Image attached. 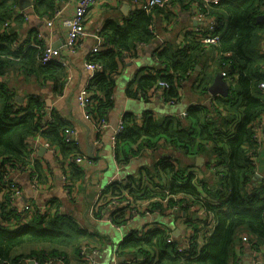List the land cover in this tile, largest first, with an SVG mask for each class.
I'll list each match as a JSON object with an SVG mask.
<instances>
[{
    "label": "trees",
    "instance_id": "1",
    "mask_svg": "<svg viewBox=\"0 0 264 264\" xmlns=\"http://www.w3.org/2000/svg\"><path fill=\"white\" fill-rule=\"evenodd\" d=\"M194 3L214 19V32L219 35L217 42L203 44L199 35L187 30L181 45L156 48L160 68L139 75L134 81L137 87L129 91V96L147 97L160 89L166 101L174 102L181 97L179 88L200 63L202 71L194 77L190 89L204 96L213 77L208 65L202 63V57L209 51L216 55L213 65L224 72L230 82L227 95L211 97L208 102L204 98L189 105L182 118L145 114L139 124L131 113H124L122 128L113 135V151L115 162L124 165L145 150L156 152L169 144L180 154L205 156L204 169H210L211 175L190 170L198 169L194 162L186 164L174 155H163L135 175L126 176L122 181L114 179L100 190V204L93 212L97 219L109 211L111 200L123 199L129 203L139 202L140 206L145 204L151 214H165L169 210L166 214L181 215L183 211L189 225L183 241L171 236L170 228L162 222L130 230L117 246L118 254L129 255L123 264H229L231 246L241 228L249 233L251 238H246L249 244L255 248L258 245L256 249L261 253L264 251V179L252 178L259 149L253 131L255 125L264 121V92L258 87L264 82V51L260 50L264 25L256 20L264 13V0L207 3L204 0H160V4L146 10L135 8L128 18L105 20L98 30L103 47L87 58L88 63L100 66L86 85L92 98L87 111L95 126L96 121L107 120V112L113 104V75L120 67L121 57L133 52L137 44L153 41L156 16L168 19L173 9L189 10ZM17 5L18 0H0V179L8 166L22 169L31 166L39 180L45 182L48 179L32 159L33 146L28 143L32 137L38 135L55 145L63 162L85 153L75 142L64 141L66 132L72 128L68 120L51 113V121L41 128L44 106L39 95L29 96L24 104L15 101V91L5 79L9 70L33 76L41 83L52 81L57 92L65 87L68 74L59 59L41 63L44 46L35 36L18 41L19 26L15 24L24 16L15 15ZM52 5V0H33L31 6L41 16H50ZM160 81L167 87L160 88ZM66 168L68 173L75 169L85 174V169L72 162ZM2 203H8L7 194L0 200L1 208ZM173 205H177L179 211L171 210ZM194 205L199 208L194 209L193 215L189 210ZM127 208V211L125 208L109 211L115 225H123L129 216L131 218L132 207L127 205ZM199 210L204 213L203 220L198 217ZM138 211L140 215L146 214L141 209ZM15 216L9 208L0 211V219ZM92 236L93 233L63 212L36 214L14 230L0 224V264H27L29 258L39 262L58 257L66 260L65 253L58 247L72 246L78 253L81 245L88 244L85 239ZM37 243L52 247L38 246L28 252L12 254L19 246Z\"/></svg>",
    "mask_w": 264,
    "mask_h": 264
},
{
    "label": "crops",
    "instance_id": "2",
    "mask_svg": "<svg viewBox=\"0 0 264 264\" xmlns=\"http://www.w3.org/2000/svg\"><path fill=\"white\" fill-rule=\"evenodd\" d=\"M52 11L50 16H41L34 12L31 5L20 9L22 0H18L15 15H23L24 19L15 24L19 26L16 30L18 41H22L27 37L32 38V35L41 42L44 47L50 46L55 50V58L66 60V70L68 72L65 87L61 91H56L54 83L39 82L33 76L21 75L15 70H9L5 75V79L11 89H14L15 96L22 98L24 104L25 100L31 95H39L43 101L45 117H51V113L57 115L65 120H68L72 128L76 132V144L78 149L87 155V147H91L90 163L85 166V174L78 173L75 169H71L68 173L72 190L73 198L68 199L66 196L65 185L61 180V166L58 159H56L46 149L39 154L40 144L36 140H28L32 144V155L34 163L41 167V173L48 180L46 183L53 185V190L47 192L46 189H33L30 184V178L25 171H20L15 175L17 183L21 189V195L17 199L18 204L25 201L33 202H47L48 198L52 197L54 205L60 202L62 205L61 213H66L73 217L80 227L87 229L93 233V236L85 239V243L89 246H98L99 253L97 254L95 264H123L129 255L127 253L118 254L115 247L125 237L128 230H120L116 236L112 228L116 227L107 221L106 214L97 219L93 214H90V206L95 202L98 192L103 189L108 183L114 179H119L135 175L140 169L148 166V164L155 161L163 155H174L180 158L182 162L190 164L194 162L196 165L195 156H188L180 154L175 151L169 144H165L160 150L151 152L143 151L141 154L131 157L129 162L124 165H119L114 160V143L112 137L115 127L120 123L121 117L124 113H131L139 124L142 123V117L145 114H151L156 117L173 116L184 117L185 110L189 105L204 100L208 102L212 96L209 91L207 94L199 95L198 92L192 91L190 88L193 84V79L199 72L202 71V64H198L199 69H195L190 73L182 87L179 88L181 97L174 102L166 101L161 93H149L147 97L139 94L136 97L129 96V91H134L137 87L134 82L139 75L146 74L152 71L153 68L159 69L158 60L156 57V50L164 45H171L176 47L183 42V33L190 30L194 25L192 8L189 10H182L175 8L172 10V15L166 19L162 15H158L154 19V39L150 43H139L136 49L129 55L121 57L120 67L116 74H114V88H113V104L107 112V127L98 129L92 121L84 118V111L76 102L77 93L86 89L89 80L97 72L91 71L86 67L87 58L99 43L98 50L103 47L102 38L98 35V30L103 26L105 20L109 18L124 19L128 18L135 11V4L132 0H98L92 6L90 12L87 14L85 20L86 34L71 50L64 47V37L66 35V28L61 22L72 14L73 8L77 0H52ZM53 9H60V13L56 16V22L53 26L48 27L46 21L52 17ZM100 38V40L97 38ZM157 48V49H156ZM156 49V50H155ZM260 50L264 51V36L260 44ZM215 53L209 51L202 57V63L208 65V70L211 69L212 76L218 70L213 63L215 62ZM163 72V71H162ZM225 79H227L225 77ZM213 77L209 84L212 82ZM228 81V79H227ZM208 90V89H207ZM221 96V95H215ZM18 103V104H21ZM159 114L161 116H159ZM116 121V126L113 127L111 123ZM262 140L258 149L257 156L254 159V174L261 176L264 179V129L262 130ZM203 162L196 165L197 168H190L195 172H204L206 176L211 175L210 169H204L206 158L203 155ZM174 157V158H175ZM93 158V159H91ZM123 171L124 177L115 178V174ZM164 207L166 205L163 204ZM195 206V205H194ZM109 211L111 210L108 207ZM194 209L189 211L194 215ZM106 211L105 213H110ZM169 210H166V213ZM157 213V212H156ZM165 213V214H166ZM164 214V213H163ZM174 223L171 222V235L180 239L184 238L188 233L189 225L185 222V213L182 211L178 215L176 213ZM151 215V214H150ZM169 215V214H166ZM140 214L133 215L125 222L132 225L131 230H136L145 226L153 225L154 222H161L160 215L150 216L147 221H139ZM137 221V222H136ZM142 222V223H141ZM124 225V224H123ZM122 225V226H123ZM167 226V224H164ZM120 227H116L120 229ZM130 231V230H129ZM246 229H239L234 238V243L231 246V258L229 264H242L244 260L252 261V255L257 251L256 246H252ZM120 239V240H119ZM119 240V241H118ZM42 246L46 249L51 248L50 244H25L15 248L12 254L28 252L31 249ZM263 246V245H262ZM65 253L66 264H82L77 251L72 246L58 247ZM130 251V250H125ZM259 252V251H258ZM264 251L260 255L264 259ZM28 264V263H27ZM53 264H60L56 261Z\"/></svg>",
    "mask_w": 264,
    "mask_h": 264
},
{
    "label": "built area",
    "instance_id": "3",
    "mask_svg": "<svg viewBox=\"0 0 264 264\" xmlns=\"http://www.w3.org/2000/svg\"><path fill=\"white\" fill-rule=\"evenodd\" d=\"M31 1V5L33 0ZM98 0H77L76 4L73 8L72 14L65 18L61 24H63L66 28V35L64 37V47L68 48L71 50L76 44L79 43V41L83 38V36L86 34L85 30V20L87 17V14L90 12L91 8L93 5L96 4ZM133 3L135 4L136 8L139 9H147L149 6L154 5V4H160V0H132ZM208 1L215 2L217 0H204L205 3ZM192 12H193V19H194V25L190 27V30L193 31L196 35H199V40L206 45L214 44L217 42L219 39V35L217 32H214V26H215V21L214 19L205 14L199 7L198 4L194 3L192 5ZM60 13V9H56L50 17L49 20L46 21V25L48 27H51L54 25L56 22V16H58ZM154 31V27H153ZM97 38L100 40V38L97 36ZM100 43V42H99ZM95 47L94 51L98 50V45ZM55 58V50L50 47H44L43 51L41 53L40 61L41 63H47L50 62L51 60H54ZM61 62L66 66V60L62 59ZM86 67L94 72H97L100 69V66L98 64L94 63H86ZM224 78H225V73L222 72ZM160 88L162 89L167 87V84L165 82L160 81L159 83ZM258 87L261 89L262 92H264V82H260L258 84ZM161 93V90H156L155 93L153 91L152 94H158ZM76 102L81 107V109L84 111V118L88 119L89 121L93 122L92 117L87 111V106L92 103V98L91 94L87 89H82L80 90L77 95H76ZM20 114V113H18ZM185 113H183L184 115ZM41 128H45L48 123L51 121V117H45L44 115V109L41 110ZM96 127L98 129H102L104 127H107V120L105 119H100L95 122ZM264 127V121L258 123L254 127L253 131V137L258 145V147L261 144V140L263 137L262 130ZM122 128L121 121L120 123L115 127L113 135L118 132ZM76 132L73 128L69 129L64 137L65 142H75L76 143ZM32 140H36L40 144V146H43L44 149H46L51 155H53L56 159L59 160L60 166H61V180L63 184L65 185V190H66V196L68 199L73 198V190H72V185L71 181L69 178V175L67 173V165L68 163L72 162L74 164H77L78 166L82 167L85 169V166L90 163V159L86 155H77V156H72L68 158L66 162H63L60 157V152L56 148L55 145L49 144L46 140L42 139L40 136H34L32 137ZM112 142L114 143V136L112 137ZM6 165V164H5ZM5 169V166L3 170ZM20 171H25L27 172L29 178H30V184L33 189H46L47 192H51L53 190V185L51 183H46L42 182L39 180V177L36 175L37 173H34L32 167L26 166V168H17V167H7V171L3 173L2 178L0 179V186H1V192H0V200L2 201L4 199V196L7 194L8 195V203H2V208H9L13 212H15L16 216L11 217L10 219H0V224L9 229V230H14L22 227L25 225L32 216L36 214H57L61 213V209L63 208L60 202H57L56 205H54L53 198L50 197L48 198V201L45 202H29L25 201L22 204L17 203V199L21 195V189L17 183V180L15 178V175L20 172ZM99 196H100V191L98 192L96 196L95 202L90 206L89 212L90 214H93V212L97 209L98 205L100 204L99 202ZM127 205H129L131 208L132 214H139L140 212L138 209H141L142 211H145L146 214L150 215V211L145 207V204L143 206H140L141 203H129L127 200H118V199H113L111 202L108 204L110 209L116 210L119 208L123 209L125 208L127 211ZM0 207V211L2 210ZM193 208V206L191 207ZM174 212H176L178 209L177 205H173L172 209ZM106 212V211H105ZM103 213V215L106 214L107 221L111 223L112 225L116 227H120L122 225H115L113 223L112 217L110 216L109 213ZM129 215V212L127 213ZM198 215H203L204 213L199 210ZM102 215V216H103ZM130 219V216H129ZM128 219V220H129ZM171 239V237H169ZM98 246H89V244H83L81 245L79 251H78V256L80 258V261L82 264H95L96 263V256L99 253V249L97 248ZM115 250L117 251V246L115 247ZM258 254L253 253L252 255V261L253 264H255V261H258ZM260 258V256H259ZM30 260L34 262V264H53L56 261L60 262V264H66L65 260L63 258H49L47 260H43V262H39L35 258H29L26 260L28 263ZM259 262V261H258Z\"/></svg>",
    "mask_w": 264,
    "mask_h": 264
},
{
    "label": "water",
    "instance_id": "4",
    "mask_svg": "<svg viewBox=\"0 0 264 264\" xmlns=\"http://www.w3.org/2000/svg\"><path fill=\"white\" fill-rule=\"evenodd\" d=\"M22 2L23 3L20 6V9L25 8L26 6H29L31 4V1L30 0H22ZM256 20H257V22H259V23H261V24L264 25V13L258 15L256 17ZM196 69H199L198 66H196ZM229 87H230V82L227 81L226 79H224L223 74L220 71H216L215 74H214V76H213V80L208 85V88L207 89H208L209 93L212 96H215V95L226 96ZM15 99L19 103L22 102V98L19 97V96H15ZM159 116H161V115L159 114ZM111 125L113 127H115V123L112 122ZM44 150H45L44 147L43 146H40L39 147V154H41ZM87 155H88V157L91 156V147H90V145H88V147H87ZM195 159H196V165H199L200 163L203 162V157H201L199 155L196 156ZM252 178H253V180L260 179L261 176H259L257 174H254ZM28 264H34V262L32 260H30L28 262ZM242 264H252V263H251V261L249 259H246V260L243 261Z\"/></svg>",
    "mask_w": 264,
    "mask_h": 264
},
{
    "label": "rangeland",
    "instance_id": "5",
    "mask_svg": "<svg viewBox=\"0 0 264 264\" xmlns=\"http://www.w3.org/2000/svg\"><path fill=\"white\" fill-rule=\"evenodd\" d=\"M113 123H115V126H116V121H113ZM115 176V178H122V177H124V173H123V171H120V172H118L117 174H115L114 175ZM136 203H139V202H136ZM196 208H199L198 207V205L196 206ZM177 211H179V210H177ZM135 215H137V214H135ZM155 215H160V221L162 222V223H164V224H167V226L171 229V226H170V224H171V222L172 223H174V217H175V214L174 213H170L169 215H166V214H160V213H152L151 215H148V214H142V215H140L139 216V221H147V220H149V218H150V216H155ZM133 216V215H132ZM131 216V217H132ZM198 217H199V219L200 220H203L204 219V216L203 215H198ZM132 222V221H131ZM131 222H129V223H126V224H124L120 229H117L116 227H113L112 228V230H113V232L115 233V235L117 236L118 234H119V231L120 230H128L127 231V233L129 232V230H131L130 228L132 227V225L130 224ZM137 222V221H136ZM142 223V222H141ZM172 230V229H171ZM126 233V234H127ZM125 234V235H126ZM124 235V236H125ZM120 240V239H119ZM118 240V241H119ZM254 253H256V254H258L259 255V253H258V251H255ZM258 261H259V256H258ZM258 261L256 260L255 261V264H257L258 263ZM251 263L253 264V261H251Z\"/></svg>",
    "mask_w": 264,
    "mask_h": 264
},
{
    "label": "clouds",
    "instance_id": "6",
    "mask_svg": "<svg viewBox=\"0 0 264 264\" xmlns=\"http://www.w3.org/2000/svg\"><path fill=\"white\" fill-rule=\"evenodd\" d=\"M31 5V4H30ZM221 72V71H220ZM222 73V72H221ZM224 77V76H223ZM225 79V78H224ZM227 80V79H226ZM229 81V80H228ZM15 101H16V99H15ZM17 103H19L18 101H16ZM19 113H21V112H19ZM171 234V233H170ZM172 236V235H171ZM185 239V237L184 238H182V239H180V241H183ZM259 253V252H258ZM259 256H260V258H259V262L257 263V264H264V259H263V256L262 255H260L259 254Z\"/></svg>",
    "mask_w": 264,
    "mask_h": 264
}]
</instances>
